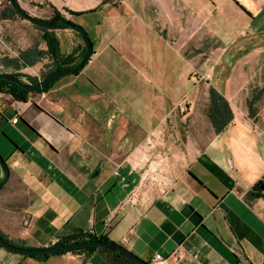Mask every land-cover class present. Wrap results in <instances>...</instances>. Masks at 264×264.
<instances>
[{
  "label": "crops",
  "instance_id": "0c3cea01",
  "mask_svg": "<svg viewBox=\"0 0 264 264\" xmlns=\"http://www.w3.org/2000/svg\"><path fill=\"white\" fill-rule=\"evenodd\" d=\"M17 2L39 19L57 12L80 25L93 52L81 71L25 101L0 93L6 239L49 248L86 232L148 262L158 253L170 264H264V195H250L264 176V134L243 93L255 66L237 63L248 51L230 47L264 49V0ZM11 8L0 0L10 38L0 49L19 50L0 54V73L40 82L55 68L44 33L61 68L80 61L77 32L45 29L28 41L19 28L31 24ZM210 89L232 112L220 132ZM120 257L101 248L22 256L0 246V264H129Z\"/></svg>",
  "mask_w": 264,
  "mask_h": 264
},
{
  "label": "water",
  "instance_id": "95a60500",
  "mask_svg": "<svg viewBox=\"0 0 264 264\" xmlns=\"http://www.w3.org/2000/svg\"><path fill=\"white\" fill-rule=\"evenodd\" d=\"M9 2H10L12 9L16 12V14L21 19H24L39 28L46 29V30L70 28L74 30L80 35L84 43V46H85V51L80 61L77 62L74 66L63 68V69L52 70L48 72L43 77V79L36 84H32L24 79L18 78L13 73H0V80L1 79L7 80L12 83H15L16 85L24 89L30 90L34 93H40L42 90H44L48 86L49 82L53 81L58 76L66 75V74H73L83 69L85 62L90 58L93 52V46H92L91 40L88 37L84 28H82L80 25L70 22L69 20L63 17H53L50 20L39 19L29 14L23 8H21L17 0H9ZM0 167L3 171V177L0 181V189H1L7 183L8 178H9V169H8L6 162L2 158V156H0ZM0 246L7 251H10V252L22 255V256H34V255H43V254H50V253H56V252H68L70 250H73L76 248H83V247H97V248L107 250L109 252H117L119 256L133 262L134 264H150L148 261L142 260L139 256H137L136 254H134L133 252L128 250L126 247L120 244L107 242V241H100V240L81 241V242L72 243V244L57 245V246L49 247V248H23V247H18V246H15L9 243L0 235Z\"/></svg>",
  "mask_w": 264,
  "mask_h": 264
},
{
  "label": "trees",
  "instance_id": "16d2710c",
  "mask_svg": "<svg viewBox=\"0 0 264 264\" xmlns=\"http://www.w3.org/2000/svg\"><path fill=\"white\" fill-rule=\"evenodd\" d=\"M11 10H12L13 14L16 13L12 8H11ZM54 15H55V17H61L57 12H55ZM43 38L46 41L47 46H48L46 54L49 55L50 58H52V60L55 64V68L53 70L63 69V68H61L62 66H60V62L62 63V61L60 60V62H59V59L57 56L58 54L56 51V40H55L54 36H51L49 33H44ZM41 56H42L41 53L38 54V57H41ZM76 63L77 62H75V64ZM86 63H87V61L85 62V64ZM75 64H72L71 66H74ZM14 75L17 76L18 78H21V79L23 77H25L26 81H28L32 84L38 83V81L34 78H31V77H28V76H25L22 74H17V73H14ZM51 83H52V81L49 82L48 86L45 89H47ZM45 89L42 91H45ZM0 93H10L12 96L19 98L22 101H25L26 95L33 93V92L30 90L24 89V88L16 85L15 83L1 79L0 80ZM209 93H210V104H209V111H208L209 112V118H210V121H211L214 129L216 130V132H220L230 122V120L232 118V112H231L229 106L227 105L226 101L224 100V98L222 96L217 94L212 89H210ZM1 179H2V177H0V181H1ZM250 195L252 197H260V196L264 195V176L262 177L261 180H259L258 182H256L254 184V186L251 189ZM0 235L6 241H8L6 239V237L1 232H0ZM89 240L106 241L102 237L96 238L94 236H91L89 233L79 232V233H76L70 237L60 239L54 246L72 244V243H77V242H81V241H89ZM54 246H52V247H54ZM95 249H98V248L97 247H83V248H76V249L70 250L68 252H77V251H84V250L85 251H91V250H95ZM63 253H66V252H56V253H50V254H43L40 256L48 257L51 255H59V254H63ZM114 254L116 256L120 257L117 252H114ZM120 258H122V257H120ZM122 259L124 261L128 262L129 264H134L133 262L126 260L125 258H122Z\"/></svg>",
  "mask_w": 264,
  "mask_h": 264
},
{
  "label": "rangeland",
  "instance_id": "374dc122",
  "mask_svg": "<svg viewBox=\"0 0 264 264\" xmlns=\"http://www.w3.org/2000/svg\"><path fill=\"white\" fill-rule=\"evenodd\" d=\"M12 17L14 19L20 18L16 13L13 14ZM2 20H4V18H2ZM25 22H28V21L25 20ZM28 24H31V23H28ZM2 25H3V28L0 29V46H1L0 48H3L4 46L6 47V43H5L6 39L7 40L10 39L9 36L7 35L8 34L7 28L8 27H6V25H4V23H2ZM29 26L30 27H27V28H31V31L29 29H27L26 27H20L19 31H20V34H23L24 30H25L26 33H24V34L26 35L27 40L34 42V41H36V39L38 37L37 35H39V32H41L45 29L39 28L33 24H31ZM21 36H23V35H21ZM230 47L238 49L240 54L248 51V54L246 56H240L238 58L237 63L242 62V64H244V65L254 64V66H255V72H254V74H252V76H251L252 78L250 77L252 84L250 86H248V88L245 89L243 91V93L247 95L248 101H250V103H248V106H250L252 108V111L254 112V114H256L255 123H256L257 129L259 131H261L262 134H264V88H263V86H264V49L261 50L260 48H258L256 46H255V48L249 46L250 48L248 49L247 46H244V45L241 46L238 43H234V45H232ZM18 50H19L18 47H13L11 51H7L5 49H4V51H1V49H0V51H1L0 54L8 53V52H18ZM192 51H195L193 47H192ZM197 53H198V51L192 52V57H193L192 60L196 61L198 59V57H194V55H196ZM230 61H231L230 63H235L232 61V59Z\"/></svg>",
  "mask_w": 264,
  "mask_h": 264
},
{
  "label": "built area",
  "instance_id": "2783aa9c",
  "mask_svg": "<svg viewBox=\"0 0 264 264\" xmlns=\"http://www.w3.org/2000/svg\"><path fill=\"white\" fill-rule=\"evenodd\" d=\"M209 75H207V78ZM14 122H17V119L13 120ZM150 264H170L168 258L163 257L161 254H154V256L149 261ZM244 264H249L247 260H243Z\"/></svg>",
  "mask_w": 264,
  "mask_h": 264
},
{
  "label": "flooded vegetation",
  "instance_id": "af4514ba",
  "mask_svg": "<svg viewBox=\"0 0 264 264\" xmlns=\"http://www.w3.org/2000/svg\"><path fill=\"white\" fill-rule=\"evenodd\" d=\"M53 17H55V15Z\"/></svg>",
  "mask_w": 264,
  "mask_h": 264
}]
</instances>
